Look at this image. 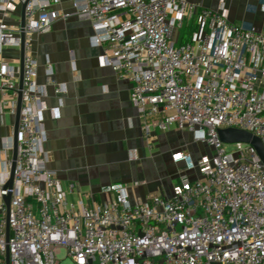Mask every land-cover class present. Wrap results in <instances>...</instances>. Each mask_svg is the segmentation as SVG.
Instances as JSON below:
<instances>
[{
  "label": "built area",
  "instance_id": "obj_1",
  "mask_svg": "<svg viewBox=\"0 0 264 264\" xmlns=\"http://www.w3.org/2000/svg\"><path fill=\"white\" fill-rule=\"evenodd\" d=\"M70 2L73 11L64 13L55 9L61 0H3L12 12L24 6L25 26L0 24V51L24 50L14 182L7 187L9 170L0 186V264L7 253L10 264H61L63 252L73 264H264V163L253 146L219 136L240 130L264 144V31L188 0ZM69 18L92 25L102 64L132 84L150 148L157 132L182 131L211 149L197 160L173 154L184 175L170 196L133 202L129 186L118 183L102 187L110 197L98 202L48 168L34 36ZM47 71L48 84L65 93L50 64ZM0 92L15 96L0 111L16 115L20 87L6 67ZM5 166L12 170L13 161Z\"/></svg>",
  "mask_w": 264,
  "mask_h": 264
},
{
  "label": "crops",
  "instance_id": "obj_2",
  "mask_svg": "<svg viewBox=\"0 0 264 264\" xmlns=\"http://www.w3.org/2000/svg\"><path fill=\"white\" fill-rule=\"evenodd\" d=\"M61 1L55 9L73 11L70 0ZM188 1L203 8L224 10L231 22L264 31V0ZM23 16L22 4L18 3L12 12L0 0V24L21 31ZM93 36L92 25L76 18L60 19L50 32L34 36L37 83L45 89L48 107L43 119L45 150L50 156L48 168L82 193L95 196L98 202L110 197L101 194L102 187L118 183L129 186L133 202H143L154 195L170 196L184 175V164L175 163L173 154L188 152L197 160L212 151L196 143L191 133L182 131L157 132L156 145L150 148L142 119L130 100L132 84L102 64L104 48L93 45ZM23 55L22 48L6 47L0 51V75L6 67L19 87ZM48 64L57 83L65 86V93H57L48 84ZM14 97L0 92V104ZM17 127V114L8 109L0 111V186L6 172H12L5 163L15 157ZM133 151L138 153L136 161L130 158Z\"/></svg>",
  "mask_w": 264,
  "mask_h": 264
},
{
  "label": "water",
  "instance_id": "obj_3",
  "mask_svg": "<svg viewBox=\"0 0 264 264\" xmlns=\"http://www.w3.org/2000/svg\"><path fill=\"white\" fill-rule=\"evenodd\" d=\"M25 26V15L23 16V21H22V28ZM23 49V48H22ZM23 89V82L20 86V95H19V105H18V111H17V120H18V127L15 132V157L13 159V168H12V174H11V179L9 183L7 184L8 188H12L13 182H14V171H15V162H16V157H17V152H18V134H19V124H20V112L22 108V91ZM219 136L221 140L227 144V145H233V144H249L253 146L257 154L260 158V160L264 163V144L261 141L260 138L245 132V131H240V130H234V129H226V130H220L219 131ZM10 197L8 198V204H10ZM8 232V239H9V227L7 229ZM6 264H10V258L9 254L7 253V258H6Z\"/></svg>",
  "mask_w": 264,
  "mask_h": 264
},
{
  "label": "rangeland",
  "instance_id": "obj_4",
  "mask_svg": "<svg viewBox=\"0 0 264 264\" xmlns=\"http://www.w3.org/2000/svg\"><path fill=\"white\" fill-rule=\"evenodd\" d=\"M186 32H187V30H183V34L186 33ZM199 145L206 147L205 145H202V144H199ZM201 149H204V148L202 147ZM228 149L231 151V150L234 149V147L233 146H228ZM60 260H62V263L61 264H73L72 260L70 258H67L66 257L65 252H63L61 254Z\"/></svg>",
  "mask_w": 264,
  "mask_h": 264
},
{
  "label": "trees",
  "instance_id": "obj_5",
  "mask_svg": "<svg viewBox=\"0 0 264 264\" xmlns=\"http://www.w3.org/2000/svg\"><path fill=\"white\" fill-rule=\"evenodd\" d=\"M186 30H187V32L185 33V38L183 40V43H186L190 39L191 32H189L188 29H186Z\"/></svg>",
  "mask_w": 264,
  "mask_h": 264
}]
</instances>
